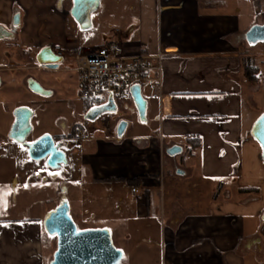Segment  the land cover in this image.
Segmentation results:
<instances>
[{
	"label": "crops",
	"instance_id": "1",
	"mask_svg": "<svg viewBox=\"0 0 264 264\" xmlns=\"http://www.w3.org/2000/svg\"><path fill=\"white\" fill-rule=\"evenodd\" d=\"M57 2L0 0L2 97L8 98L13 91L23 95L26 71H50L36 62L41 49L50 47L64 56V61L70 60L77 47L90 49L89 41L73 32L79 27L67 14L71 1L63 0L61 8ZM15 16L19 17L16 24ZM91 24L102 36L94 49L114 44L123 58L160 55L154 62L160 65L162 83L159 96L142 94L147 101L145 123L151 126L153 119L152 129L138 138L125 131L118 140L112 126L103 128L95 122L89 139L73 141L80 149L66 148V140L58 142L66 156L65 165L78 167L93 188L116 191L128 186L134 210L130 213L128 207L121 206L116 229L120 232L123 224L132 223L154 225L158 235L149 234L147 239H158L160 264H264V224L260 222L264 164L260 146L249 134L257 117L249 121L243 115L245 107L254 112L250 103L263 86L264 48H249L241 38L251 25L264 24V0H99ZM1 30L13 37L3 38ZM67 66L61 64L56 72L75 73L66 70ZM248 66L257 69L253 95L245 76ZM9 105L0 100V190L7 193L6 208L0 210V264H48L55 250L49 253L44 248L45 241L51 247L53 237L45 233L42 222L50 209L27 219H16L11 212L10 217L1 215L9 211L11 181L16 175L29 182L33 175H39L40 180L44 167L51 173L56 170L45 160H31L25 146L22 154L9 150L6 139L10 140L8 132L14 122ZM21 106L28 104L16 108ZM59 121L66 128L73 125L60 117L55 120L58 130ZM77 127L88 132L81 124ZM13 143L16 149L19 144ZM174 146L182 152L167 155L166 150ZM179 155L182 167L176 162ZM20 165L25 169L21 173ZM179 170L184 174H177ZM189 172L194 173L189 176ZM187 176L194 183L218 185L215 193L219 195L208 199L204 208L197 206L202 198L193 199L195 207L188 208V201L178 193L182 184L176 180ZM77 177L73 182L81 188L84 183ZM51 178L56 182L55 175ZM132 179L137 183L128 185L126 181ZM70 185L71 181H66V194ZM132 188L139 192L132 193ZM197 188L193 189L199 194ZM244 188L259 189V200L240 196L237 190ZM46 202L39 205L48 206ZM83 212L80 207V220H85Z\"/></svg>",
	"mask_w": 264,
	"mask_h": 264
},
{
	"label": "rangeland",
	"instance_id": "2",
	"mask_svg": "<svg viewBox=\"0 0 264 264\" xmlns=\"http://www.w3.org/2000/svg\"><path fill=\"white\" fill-rule=\"evenodd\" d=\"M68 17V16H67ZM69 24L72 22L71 18L68 17ZM79 37L82 36V39H86L87 46L90 49L99 45V36L102 37L97 31L96 28H91L87 31H80L75 29L73 31ZM78 37V38H79ZM256 48H264V43L259 44ZM257 61V60H256ZM255 63V62H254ZM253 64V63H252ZM251 64V65H252ZM252 67V66H251ZM262 78L260 83L263 85L258 93H256V86L248 84L251 94L254 93V100L251 101L250 107L254 109V112L251 114L247 108L243 111V115L247 120H251L258 117L264 111V67L261 68ZM27 78H32L37 81L44 89L51 91L52 96L50 97H41L31 93L27 88L24 89L23 95L17 94V92H11L8 98L2 97L0 92V100L2 102L9 103L13 107V112L17 105L20 103L28 104L27 107L33 110V117L31 119L32 132L27 138L29 141L31 138L40 137L44 134L59 133V130L56 128L57 122L56 119L62 117L63 120H66L69 126L73 122L80 123L86 129L90 130V127L98 122L101 123V126L111 127L117 121L123 120L127 122L126 135L138 138L141 134L146 133L149 128L153 127V119L151 120L152 125L148 126L146 123L139 122L131 100L127 101H117V112L113 115L104 114L99 117L94 122H87L83 118L80 120L77 115L81 113L83 109L82 100L78 94V76L76 73H65V72H53V71H26ZM143 95L149 97V92L144 90ZM14 103V104H13ZM68 126V127H69ZM6 141L9 143L10 151L14 153H23L22 145H16L14 148V143L8 139ZM66 148L80 149V146H77L72 140H66ZM77 160L74 164L77 166L79 164V157L76 156ZM176 162L179 167L181 166V156L176 157ZM36 166L37 163H33ZM71 164V163H70ZM61 165L59 168L51 173V169L44 167V173L42 176L45 180L39 179V175H33L31 181L26 182L23 178H18L17 175L12 179V192L10 194L15 195L16 201L13 200V195H10L11 204L8 206L9 211L1 215L11 212L13 215H16V219H27L31 216L41 214L44 209H53L55 203H57V196L55 195L58 187H55L56 184H60L58 188V198L63 186H66V181H71V187L68 193L66 194L67 198L71 201V217L75 222L78 229L86 228H107L111 232V237L114 246L121 250L124 254V257L120 264H160V254H159V241L155 237L154 241L147 239V236L158 235V229L155 233L156 227L154 225L132 223V224H123L122 231L116 229L115 223L116 218H120L119 211L121 206H126L129 208L131 213L134 210L135 201L130 194L128 186H120L116 191H110L108 188H93L87 182L86 177L78 167H73L72 165ZM24 166L20 165V173L24 171ZM181 170V169H180ZM190 171V170H189ZM171 173V172H170ZM194 172H189L191 176ZM51 174L56 176V182L52 180ZM84 183V186L80 188V185L74 184L73 180L76 177ZM173 176V175H172ZM187 177H177V182L181 183V190L178 192L183 197L185 201H188L187 207H195L196 202L193 199L202 198V201L197 203L198 207L204 208L206 206V201L211 197H215V192H217L218 185L214 183H205V182H193ZM170 177V176H169ZM175 177V176H174ZM170 179V178H169ZM42 180V182H41ZM45 181V182H43ZM32 182V184L30 183ZM194 186L198 187L197 190L201 192L196 193ZM216 187V188H215ZM56 188V190H55ZM128 188V189H125ZM221 188V187H220ZM232 189V186H229ZM212 193V194H211ZM219 195L218 193L216 194ZM230 197L229 193L226 194ZM231 195L234 196V192H231ZM239 197V195L237 194ZM236 196V197H237ZM241 196V195H240ZM243 197V196H242ZM245 197V196H244ZM51 198V202L48 203L47 199ZM47 201V202H46ZM40 202H46V205L42 207ZM0 203V210L4 209ZM82 204V205H81ZM84 205V206H83ZM82 207L83 216L85 220H80L79 218V209ZM191 209V208H190ZM91 215H94L92 217ZM12 217V216H11ZM93 218V219H92ZM44 239L47 240L44 235ZM44 248L49 251V253L55 250L56 248V238L51 239V247L47 245V241L44 242Z\"/></svg>",
	"mask_w": 264,
	"mask_h": 264
},
{
	"label": "water",
	"instance_id": "3",
	"mask_svg": "<svg viewBox=\"0 0 264 264\" xmlns=\"http://www.w3.org/2000/svg\"><path fill=\"white\" fill-rule=\"evenodd\" d=\"M71 6L67 14L84 31L91 28V14L98 8L99 0H70ZM63 0H58L57 7H62ZM19 17L15 16L14 23ZM3 38H12L13 33L3 30ZM242 40L249 48L264 43V24L251 25L242 35ZM37 64L50 71H56L64 62V57L55 54L50 47L41 49L36 56ZM1 84V79H0ZM30 92L41 97H49L51 91L44 89L32 78L26 80ZM131 101L136 110L139 122H146L147 101L142 95L139 85L129 89ZM116 112V104L110 100L107 104L90 108L83 119L95 121L104 114ZM14 122L8 132V138L16 144L27 148L28 156L33 161L45 160L49 168L57 169L67 163L61 143L49 134H44L32 142L27 138L32 132L31 119L33 110L26 106L17 107L13 112ZM127 122L121 121L115 130L116 139H121L126 131ZM251 138L260 146L261 160L264 164V111L253 122L250 132ZM63 140H66L65 138ZM182 152V148L174 146L166 150V154L174 156ZM184 174L183 171H176ZM260 222L264 224V210L260 215ZM43 229L50 237L56 238V249L48 264H120L124 254L117 249L112 241L111 232L107 228L78 229L71 217L70 202L66 196V189L61 190L56 206L48 211L43 218Z\"/></svg>",
	"mask_w": 264,
	"mask_h": 264
},
{
	"label": "built area",
	"instance_id": "4",
	"mask_svg": "<svg viewBox=\"0 0 264 264\" xmlns=\"http://www.w3.org/2000/svg\"><path fill=\"white\" fill-rule=\"evenodd\" d=\"M70 56L66 70L77 74L78 94L86 102L101 106L110 100L115 104L131 100L129 89L133 85H139L142 94L146 90L159 96L162 76L160 65L154 62L160 59L158 54L123 58L117 46L107 44L96 49L77 47ZM87 139V132L75 129L74 142ZM131 192L139 191L132 188Z\"/></svg>",
	"mask_w": 264,
	"mask_h": 264
},
{
	"label": "flooded vegetation",
	"instance_id": "5",
	"mask_svg": "<svg viewBox=\"0 0 264 264\" xmlns=\"http://www.w3.org/2000/svg\"><path fill=\"white\" fill-rule=\"evenodd\" d=\"M2 31V33H3V30H1ZM4 34V33H3ZM62 57H64V56H62ZM67 60V59H66ZM64 61L63 63H62V65L63 64H68L69 63V61ZM61 66V65H60ZM82 105H83V109L81 110V113H79V115H77V117H79V119L81 120L83 117H84V115L86 114V112L90 109V108H92V107H95V106H98V105H94V104H87V102H85L84 100H82ZM116 112H117V105H116ZM115 112V113H116ZM115 113H112V114H110V115H113V114H115ZM97 120V119H96ZM95 120V121H96ZM86 121V120H85ZM121 121H123V120H119V121H117L113 126H112V129H113V135H114V137H115V130H116V127L118 126V124L121 122ZM87 122H90V121H87ZM91 122H94V121H91ZM77 125H80V123H77V122H73V125H72V127H70V128H66V127H64V123H63V121H59V123H58V127L60 128V132H59V135L58 136H52V138H59L58 140H56L57 141V143L58 142H60L61 140H63L64 138L66 139V140H72V141H74L73 140V137H72V131L74 130V128H78L77 127ZM87 134H88V136L90 135L89 134V131L87 132ZM62 138V139H61ZM116 138V137H115ZM63 188H65L64 186L62 187V189ZM61 189V190H62ZM60 194H61V192H60ZM60 197V196H59Z\"/></svg>",
	"mask_w": 264,
	"mask_h": 264
},
{
	"label": "trees",
	"instance_id": "6",
	"mask_svg": "<svg viewBox=\"0 0 264 264\" xmlns=\"http://www.w3.org/2000/svg\"><path fill=\"white\" fill-rule=\"evenodd\" d=\"M245 71H246L245 76H246L247 84L255 85V83L257 82V78L255 76L257 74V69L254 67L248 66ZM87 104H92V103L87 102ZM75 129L76 128H74V130L72 131L73 132L72 137H74ZM118 180L119 179H117V178H108L107 179V181H118ZM137 181H138L137 179H132V180H127L126 182L128 185H134L137 183ZM237 193L243 197L245 196L244 198H246V199L251 198V199L256 200V201L259 200V197H260V191L257 188L238 189ZM51 257H52V255H51Z\"/></svg>",
	"mask_w": 264,
	"mask_h": 264
},
{
	"label": "snow or ice",
	"instance_id": "7",
	"mask_svg": "<svg viewBox=\"0 0 264 264\" xmlns=\"http://www.w3.org/2000/svg\"><path fill=\"white\" fill-rule=\"evenodd\" d=\"M6 195L7 193H4L2 190H0V203H3L5 207H6V200H5Z\"/></svg>",
	"mask_w": 264,
	"mask_h": 264
}]
</instances>
